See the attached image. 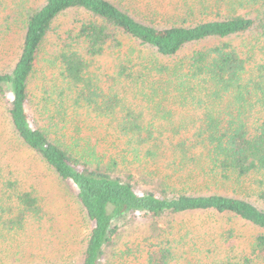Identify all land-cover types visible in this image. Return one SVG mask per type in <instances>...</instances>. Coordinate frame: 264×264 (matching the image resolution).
Returning <instances> with one entry per match:
<instances>
[{"label":"trees","instance_id":"1","mask_svg":"<svg viewBox=\"0 0 264 264\" xmlns=\"http://www.w3.org/2000/svg\"><path fill=\"white\" fill-rule=\"evenodd\" d=\"M30 4L0 0V106L14 141L69 185L89 222L79 264L264 262V0ZM70 10L81 17L58 33L56 72L34 92L41 49ZM121 37L153 54H112ZM106 52L116 62L103 80L91 67ZM27 182L0 160V264H64L72 251L49 242L43 196ZM206 213L256 233L234 240L233 226L197 223ZM127 224L144 234L116 250Z\"/></svg>","mask_w":264,"mask_h":264},{"label":"rangeland","instance_id":"2","mask_svg":"<svg viewBox=\"0 0 264 264\" xmlns=\"http://www.w3.org/2000/svg\"><path fill=\"white\" fill-rule=\"evenodd\" d=\"M30 2H32L34 8H37L42 5L45 0H25V7L31 5ZM80 17V11L70 10L66 11L65 14H62L58 19L54 20L51 29L52 32L49 33L51 36L47 38L43 49H41L39 64L30 79V90L32 89L34 92H38L42 83H50L53 74L56 72V68L54 65H48L47 61L53 58V54L57 52L56 39L58 37V33L62 32L65 28L66 30L69 29L71 26L74 28L76 23L73 19H78ZM121 41L122 46H120L119 49L115 48L113 51L114 53L112 54H128L129 56L134 57V62H140L141 60L146 59L148 55L153 54L150 48H145L139 45L133 39L121 37ZM200 45L201 44H195L184 48L175 58H173V60L180 59L184 54L190 53L192 49L199 47ZM110 53L106 52L104 55L95 60L91 67V72L94 77L96 76L99 79L107 80L106 77L108 73L112 74V70L114 69L112 64L115 63L116 60L113 59V56H110ZM160 60L167 61L170 59L161 57ZM105 82L106 81H100L99 84L103 87L106 84L110 85L108 81V83ZM119 89L120 87H118V85L113 86V90H116L118 93L120 92ZM128 95L131 96L132 92H129ZM189 109L190 108H182L176 110L177 116L191 113V109ZM8 120V117H6V109L0 106V160L5 164L10 163L14 166L15 169L28 180L27 183L32 181L35 183L37 191L40 193L38 194L43 196L42 202L46 205L47 216L51 219L48 221H51L53 232L55 234L53 236L49 235V242L53 243L56 241L59 245H63L64 249L70 248L72 256L67 260V262H64V264H79L85 247L86 236H88L90 229L89 222L84 218L82 210L76 202L74 193L69 185L65 182H61L45 167H41L38 162H36L33 158H30L29 154L24 148H22V146L18 145L14 141L10 134L11 130ZM28 175L30 176L28 177ZM197 223L206 224L213 230L219 228L220 226H233L235 230L234 240L245 235V241L251 242L254 236L253 233H256V230L242 225L236 218H232L228 215H217L211 213L202 214L197 216ZM143 230V226H131V224H127L123 227V229L121 228L115 249H124L126 242L134 238L135 235L139 236L141 233L143 235ZM213 237H217L216 232L213 234ZM44 246L45 243H38V254H43L41 252V248ZM179 247L183 253H187L188 257L189 253L186 251L187 248L184 247L183 243H180ZM125 257L126 256L118 255L113 261L116 262V264H119L125 259ZM258 264H264V262L261 261V263Z\"/></svg>","mask_w":264,"mask_h":264}]
</instances>
